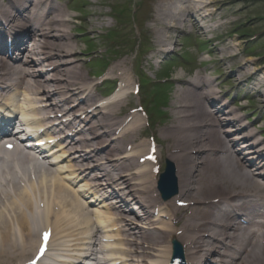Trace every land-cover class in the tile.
<instances>
[{"label": "bare ground", "instance_id": "bare-ground-1", "mask_svg": "<svg viewBox=\"0 0 264 264\" xmlns=\"http://www.w3.org/2000/svg\"><path fill=\"white\" fill-rule=\"evenodd\" d=\"M13 1L3 9L0 6V31L12 37L20 36V44L12 47L16 54L15 62H11L8 56L0 55V91L22 92L25 96H32V99L27 98L30 102H49L55 100L64 89L70 94L69 98L77 102V106L82 105L85 111L92 109L90 114L85 112L84 121L73 118L59 131L62 134L64 129L74 125L79 141L68 146L77 147L75 144H78L79 153L85 152L89 143H92V139L96 137L97 126L106 136L114 134L118 127L125 128V119H122L119 113L121 102L99 105L93 89L85 80L87 78L78 69L77 63L81 57L69 55L76 52L75 43L63 34L65 28L71 25L72 15L60 12L58 5L53 2L49 4L45 0ZM96 1L91 0L90 4ZM196 1L198 6L190 9L192 14L183 6L184 0H158L153 23L157 24L160 30L153 32L148 29V32L151 36L154 35V45L161 46L159 53L169 51L166 42L172 41L173 33H176L184 22L193 25L196 24V17L203 20L216 15V11H208L210 4L201 3L204 0ZM177 3H181L180 8L172 12L174 10L169 8ZM46 6H50V11L46 15L40 13ZM31 24L36 25L34 29H31ZM214 51L225 56L227 61L235 63L232 74L236 76V82L248 74L246 68L249 62L238 63L242 61L240 58L238 60V54L221 53L215 46ZM224 61L225 59H222V62ZM125 64L126 61H120L112 67L111 73L124 72ZM118 75L125 78L123 73ZM174 77L178 86L173 97L171 120L169 125L160 131V137L165 143L166 158L174 163L176 169L178 192L169 201H162L154 188L156 179L146 172L147 170L141 169V166L140 170H135L138 167L135 163L138 158L130 159L126 167H120L121 174H125L128 180L122 182L125 186L122 189L127 190L126 195L146 206L145 216L148 217L154 209L158 211L159 217L153 221L148 218L146 232L127 222L118 224L114 221L110 226L112 232L109 234L113 235L116 243L125 247L117 253L127 258V264H136L137 258L144 259L140 264H146L148 257L158 260L155 264H167L170 255L168 250L164 249L165 244L170 237L177 235L178 241L185 246L189 264H207V259L212 256L224 258L227 251H234L233 247V254L238 252V256H233L227 264H264V224L259 226L263 230L260 233L251 229L256 220L260 219L256 213L257 207L264 209V202L256 199L257 194L264 199V171L263 177H260L256 174L255 163L247 164L239 159L241 148L244 146L238 143L230 144L229 141H239L241 138L228 140L225 134H220L219 123L209 109L210 102L217 104L218 110L220 108V103L216 100L217 95L210 86L211 82L208 83L199 75L187 81L182 79L181 73ZM263 84L264 80L259 81L254 92L258 93V88ZM260 99L264 100V95ZM65 104L67 101L63 100L62 107ZM41 109L45 115L48 110H56L51 105ZM201 129L204 130L203 136L210 141L209 144L217 147L220 158L205 157L210 147L204 146L205 139L201 136ZM136 130L135 124L126 127L124 133L116 139L120 149L134 142ZM255 144L256 142L250 143ZM140 146H145V143ZM159 154L161 156V151ZM245 154L252 153L247 151ZM261 154L264 152H255L258 159H261L259 165L264 168V156ZM52 158L54 161L64 159L60 154ZM24 159L35 162L28 157L18 161L22 162ZM246 159L253 160L252 157ZM72 162L77 161L73 159ZM68 163L72 165L71 162ZM62 169L63 167L56 168L53 189L49 191V199L45 198L46 210H58L53 224L59 235L66 234V238H75L73 241L82 243L88 238H77V234L86 233L92 220L84 213L83 203L76 202L79 206L64 197V190L77 198H80V194L72 188L71 179L60 176ZM12 171L9 169V172ZM15 178L13 174L4 178V184L0 186V264H14L25 257L26 248L35 238L36 223L30 221L24 209L29 208V203L36 201L43 193V188L39 190L37 187L40 186L33 182L29 184L28 192ZM20 194L27 198L17 204L15 209V203L12 204L9 200ZM214 200L217 202L214 203ZM177 202H183L184 208H177ZM183 209L189 211L186 216ZM111 214L119 221L123 216V209L117 206ZM240 219H244L246 224L243 225ZM98 223L110 222L102 223L98 220ZM236 257L238 263L234 260ZM62 264L72 262L67 260Z\"/></svg>", "mask_w": 264, "mask_h": 264}, {"label": "rangeland", "instance_id": "rangeland-1", "mask_svg": "<svg viewBox=\"0 0 264 264\" xmlns=\"http://www.w3.org/2000/svg\"><path fill=\"white\" fill-rule=\"evenodd\" d=\"M90 1L91 0H81V3L83 5H80V3L79 9L74 11L73 14L77 16L84 15V17L87 18L84 22V25L86 26L85 28L94 30V33H96L89 39L92 41V46H94L95 48V52L93 54L100 55V53L102 52V50L99 51V47L101 45L103 46L100 36H102L105 31L114 28L115 25H113L111 19H116L120 10H122L123 15L119 17V19L134 20L131 21L130 25L131 33L128 34V32H126V34H123L122 32H119V34L114 37L116 38L117 42L120 43L121 49L117 51V57H115V59L112 61L113 64H118L120 63V61H126L125 69L128 72L131 61L135 63L140 55L146 62L144 63V66L151 65L152 61H155L157 64L160 58L156 59V56L153 53V48L148 40L145 42H142L140 40L138 24H143V21L145 19L154 20V17L156 16L155 7L158 4V0H97L94 4H90ZM204 1H210V3H212V5L208 8V11H217L216 15L213 18L211 17L209 19H204V22H202V25H204L205 28L210 32L205 34L206 38L209 36H217L218 38L224 37V41L221 40L222 42H213V45L223 50V52L227 55H229L230 52L238 54V57L244 62L248 61V59L249 61L253 60L249 64V69L247 68L246 70L251 72V74H254L253 76H256L254 78L255 80L263 78L264 0ZM106 3H108L109 7ZM189 5L191 7L193 6V4L191 5V3H189ZM171 9L172 8L170 7V10ZM125 11H127V15ZM176 20H178V17ZM150 21L147 20L145 22ZM143 25L146 24L144 23ZM148 26H150V28L155 31L160 29V27L156 25L153 26L151 24ZM133 33L136 36L135 39L134 37H132ZM149 47H151V51L149 50ZM129 48H131V55L128 58H123L124 53ZM78 49L83 50L81 48ZM83 58L87 59L88 57L84 56ZM214 58L216 61L217 57ZM136 63H139V61ZM259 64H261L262 66L257 67ZM144 66L143 68L145 70ZM228 66L233 67V63H230ZM162 69H164L163 66L161 70ZM163 72L164 73H161L163 77H170L174 76V74H178L179 71L171 70L168 73V70H165ZM165 73H167L168 75L165 76ZM253 82L254 80L251 79L249 85L251 86ZM256 82L257 81H255L253 84H255ZM260 91H262V94H264V84L262 85ZM263 104L264 103L260 102L261 106H263ZM128 108L129 107H127L126 105L125 110H128Z\"/></svg>", "mask_w": 264, "mask_h": 264}, {"label": "snow or ice", "instance_id": "snow-or-ice-1", "mask_svg": "<svg viewBox=\"0 0 264 264\" xmlns=\"http://www.w3.org/2000/svg\"><path fill=\"white\" fill-rule=\"evenodd\" d=\"M47 233L45 234V236H44V240H45V243L47 242Z\"/></svg>", "mask_w": 264, "mask_h": 264}]
</instances>
